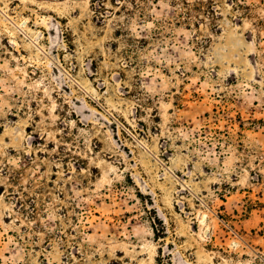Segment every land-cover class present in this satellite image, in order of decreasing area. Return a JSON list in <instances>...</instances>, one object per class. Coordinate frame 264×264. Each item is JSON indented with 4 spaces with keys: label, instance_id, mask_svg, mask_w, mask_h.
<instances>
[{
    "label": "rangeland",
    "instance_id": "obj_1",
    "mask_svg": "<svg viewBox=\"0 0 264 264\" xmlns=\"http://www.w3.org/2000/svg\"><path fill=\"white\" fill-rule=\"evenodd\" d=\"M201 1L0 0V264H264V0Z\"/></svg>",
    "mask_w": 264,
    "mask_h": 264
},
{
    "label": "trees",
    "instance_id": "obj_2",
    "mask_svg": "<svg viewBox=\"0 0 264 264\" xmlns=\"http://www.w3.org/2000/svg\"><path fill=\"white\" fill-rule=\"evenodd\" d=\"M196 3L194 4V6H191V2L189 0H183V4L185 5V8L187 9V13L189 14L191 10H201V4L202 1L201 0H194ZM209 12L212 13V17L215 18L218 16L217 11L215 9V7H211L209 9Z\"/></svg>",
    "mask_w": 264,
    "mask_h": 264
}]
</instances>
